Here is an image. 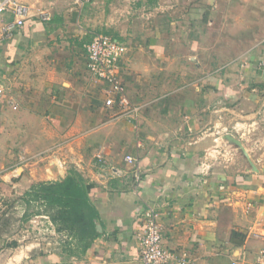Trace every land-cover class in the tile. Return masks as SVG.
Masks as SVG:
<instances>
[{"label": "crops", "instance_id": "obj_1", "mask_svg": "<svg viewBox=\"0 0 264 264\" xmlns=\"http://www.w3.org/2000/svg\"><path fill=\"white\" fill-rule=\"evenodd\" d=\"M19 1L31 8L30 18L0 42V84L17 103L0 107V264H140L135 232L146 206L159 212L163 246L186 250L190 264H252L264 247V167L220 165L212 157L213 113L237 98L215 82L201 52L225 12L223 0ZM42 11L49 21L38 19ZM257 14L262 28L261 7ZM12 19L2 14L0 24ZM94 34L128 47L119 75L139 108L133 121L104 106L108 86L85 69L84 46ZM249 56L245 74L257 81L264 39ZM245 87L240 108H256L248 97L256 88ZM126 154L139 161L138 186L134 170H125ZM71 171L85 181L98 235L72 256L62 239L14 248L19 238L3 233L14 213L22 225L53 229L46 216L22 220L23 194Z\"/></svg>", "mask_w": 264, "mask_h": 264}, {"label": "rangeland", "instance_id": "obj_2", "mask_svg": "<svg viewBox=\"0 0 264 264\" xmlns=\"http://www.w3.org/2000/svg\"><path fill=\"white\" fill-rule=\"evenodd\" d=\"M222 2L225 12L223 15H216L213 29L209 30L208 39L211 45L205 46L201 52L205 58L208 57L205 61L208 69H211L214 77H217L215 82H222L228 90L226 92L231 93L230 95L237 94V98L233 103L231 98L226 101L223 95L222 98L226 103L218 105L213 113L219 124L213 129L215 133L217 132L218 141L214 143L216 145L214 150L217 151L212 157L220 165L230 164L249 169L252 163L255 167H264V67L261 68L259 75H256L257 81L255 78L251 79L249 75L246 77L245 74L250 67L248 64L252 61L249 60V53L264 39V14L260 17L263 21L262 28L258 23L257 14L259 7L264 13V0H223ZM221 16L222 22L219 19ZM228 67L230 69L225 70L228 71L227 75L220 73ZM219 76H222V79ZM244 85L248 92L256 88L255 92H251L252 94L248 96L252 102L257 103L256 108L254 106L245 110L240 108L243 98L240 92ZM257 86L260 88L257 89ZM213 101L215 102V99ZM57 115H61V111ZM68 115L72 116V114ZM10 165L7 163L4 168ZM5 210L9 213L18 211L9 206ZM16 214L14 213L11 219L7 218L5 223L7 226L3 228V233L8 235L15 233L16 238H19L14 248L17 246L18 249L24 248L32 241L42 244L62 239L60 235L58 238L54 236L45 223L29 221L26 226L22 225L18 222Z\"/></svg>", "mask_w": 264, "mask_h": 264}, {"label": "built area", "instance_id": "obj_3", "mask_svg": "<svg viewBox=\"0 0 264 264\" xmlns=\"http://www.w3.org/2000/svg\"><path fill=\"white\" fill-rule=\"evenodd\" d=\"M79 1L90 3L92 0ZM6 13H10L13 19L0 24V42L10 39L15 32L24 27L25 22L30 18L31 8L19 0H0V15ZM37 17L42 22L50 20V15L43 11L39 12ZM84 52L85 69L89 77L93 81L102 82L108 86L104 106L118 109L121 117L126 121L135 120L139 108L127 96L119 75L123 59L128 52L126 43L110 35L94 34L90 42L84 46ZM256 67L258 69L264 67V60L258 61ZM4 102H7L13 109L17 108L14 97L7 94L4 86L0 84V107ZM138 162V159L132 155L126 154L123 157L125 170H134L132 182L136 186L139 185L141 179ZM49 231L52 234L56 232L54 227L49 228ZM65 238L66 236H62V240ZM135 240L140 264H190L192 261L186 250L168 249L163 246L160 216L154 207L146 206L140 211ZM239 262L242 261L236 259L232 264H239ZM252 264H264V247L258 251Z\"/></svg>", "mask_w": 264, "mask_h": 264}, {"label": "trees", "instance_id": "obj_4", "mask_svg": "<svg viewBox=\"0 0 264 264\" xmlns=\"http://www.w3.org/2000/svg\"><path fill=\"white\" fill-rule=\"evenodd\" d=\"M22 203V220L46 216L56 233L66 236L62 245L69 256L84 253L98 235L96 208L89 200L85 181L75 171L60 181L33 184L23 194ZM231 236L239 234L233 231Z\"/></svg>", "mask_w": 264, "mask_h": 264}, {"label": "water", "instance_id": "obj_5", "mask_svg": "<svg viewBox=\"0 0 264 264\" xmlns=\"http://www.w3.org/2000/svg\"><path fill=\"white\" fill-rule=\"evenodd\" d=\"M250 166H251V168L252 169H255V166L254 165H252V163H250ZM97 227H99V225L97 224Z\"/></svg>", "mask_w": 264, "mask_h": 264}]
</instances>
